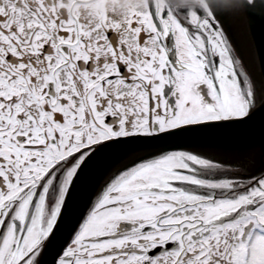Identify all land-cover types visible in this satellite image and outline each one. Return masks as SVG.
<instances>
[{
  "label": "snow or ice",
  "instance_id": "snow-or-ice-1",
  "mask_svg": "<svg viewBox=\"0 0 264 264\" xmlns=\"http://www.w3.org/2000/svg\"><path fill=\"white\" fill-rule=\"evenodd\" d=\"M228 8L264 32L251 0L98 22L0 0V264H264V162L197 143L264 141Z\"/></svg>",
  "mask_w": 264,
  "mask_h": 264
},
{
  "label": "water",
  "instance_id": "water-1",
  "mask_svg": "<svg viewBox=\"0 0 264 264\" xmlns=\"http://www.w3.org/2000/svg\"><path fill=\"white\" fill-rule=\"evenodd\" d=\"M255 5L254 12L257 17L264 12V0H253ZM229 17V27L227 29L229 39L236 52L244 60L255 85L260 86L259 100L257 106L264 103V32L258 27H252L246 11L242 8L238 12L231 8L225 9ZM252 135V142L244 149H236L235 139L208 140L197 142L201 143V148L207 154L219 156L225 160L247 161L253 166H258L264 162V141L259 137L258 126L249 130ZM135 155L133 153L123 159H109L101 164L92 173L94 182H100L112 172L117 171L129 163Z\"/></svg>",
  "mask_w": 264,
  "mask_h": 264
},
{
  "label": "clouds",
  "instance_id": "clouds-1",
  "mask_svg": "<svg viewBox=\"0 0 264 264\" xmlns=\"http://www.w3.org/2000/svg\"><path fill=\"white\" fill-rule=\"evenodd\" d=\"M179 3L199 6L200 0H56L57 8L65 12L79 14L94 22L106 15L123 18L126 14L147 11L149 6L168 8Z\"/></svg>",
  "mask_w": 264,
  "mask_h": 264
},
{
  "label": "flooded vegetation",
  "instance_id": "flooded-vegetation-1",
  "mask_svg": "<svg viewBox=\"0 0 264 264\" xmlns=\"http://www.w3.org/2000/svg\"><path fill=\"white\" fill-rule=\"evenodd\" d=\"M235 55H237L236 52H235ZM217 158H219V157H217ZM219 159H221V160H225V159H223V158H219Z\"/></svg>",
  "mask_w": 264,
  "mask_h": 264
},
{
  "label": "bare ground",
  "instance_id": "bare-ground-1",
  "mask_svg": "<svg viewBox=\"0 0 264 264\" xmlns=\"http://www.w3.org/2000/svg\"><path fill=\"white\" fill-rule=\"evenodd\" d=\"M256 99H257V97H256Z\"/></svg>",
  "mask_w": 264,
  "mask_h": 264
}]
</instances>
